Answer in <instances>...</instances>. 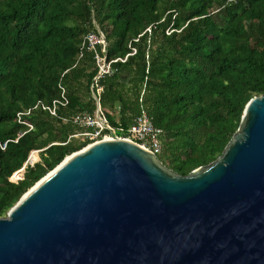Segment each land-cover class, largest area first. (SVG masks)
I'll use <instances>...</instances> for the list:
<instances>
[{"label":"trees","instance_id":"obj_1","mask_svg":"<svg viewBox=\"0 0 264 264\" xmlns=\"http://www.w3.org/2000/svg\"><path fill=\"white\" fill-rule=\"evenodd\" d=\"M91 32L104 51L88 47ZM97 55L116 60L98 81L109 123L146 112L164 133L157 157L188 175L223 152L246 103L264 94V0H0V217L92 142L73 136L86 128L70 117L96 111ZM61 86L68 103L53 115L42 105L61 100ZM28 109L29 130L17 121Z\"/></svg>","mask_w":264,"mask_h":264},{"label":"water","instance_id":"obj_2","mask_svg":"<svg viewBox=\"0 0 264 264\" xmlns=\"http://www.w3.org/2000/svg\"><path fill=\"white\" fill-rule=\"evenodd\" d=\"M0 264H264V94L188 175L124 139L67 155L0 217Z\"/></svg>","mask_w":264,"mask_h":264},{"label":"built area","instance_id":"obj_3","mask_svg":"<svg viewBox=\"0 0 264 264\" xmlns=\"http://www.w3.org/2000/svg\"><path fill=\"white\" fill-rule=\"evenodd\" d=\"M170 31L171 30H167V33H169ZM144 32L150 33V27L146 28ZM85 40L87 41L89 48L94 49L96 44H101L103 47L102 50L104 51L106 41L103 34L98 35L91 32L85 36ZM137 40L138 38L135 39V41ZM135 52L136 49L134 47H131V52L129 54L132 55ZM95 58L98 66V73L95 75L91 87L94 90V97L97 103L96 111L94 114H91L89 112H80L70 117V121L72 123L86 128L85 131L74 134L73 136L83 135L85 138H88L90 141H92L91 143H95L101 140L124 139L135 142L141 146L154 148L156 154L159 153L162 146L161 138L164 133L161 128L156 127L151 122V119L146 112L143 111L139 115H137L133 119L132 124L128 127H124L122 125L113 126L109 123L99 104V94L102 88L98 85V81L101 77L110 73V64L112 61L115 62L116 60L105 62V59L98 55L95 56ZM58 103H60L61 105H66L68 103V99L65 95V90L62 86L61 100H54L51 107L42 105V108L48 109L51 114L55 115V109ZM34 107H36V105ZM29 112L30 109L24 112L17 113V121L25 124L28 127V130L32 128V125L26 121H23L22 116L25 114H29ZM22 178L23 168L14 172L10 177V180L17 182Z\"/></svg>","mask_w":264,"mask_h":264},{"label":"rangeland","instance_id":"obj_4","mask_svg":"<svg viewBox=\"0 0 264 264\" xmlns=\"http://www.w3.org/2000/svg\"><path fill=\"white\" fill-rule=\"evenodd\" d=\"M75 138H77V140H80V141H83L85 139L83 135H78ZM31 160L34 162L39 160V152H37V150H35V157H32Z\"/></svg>","mask_w":264,"mask_h":264},{"label":"bare ground","instance_id":"obj_5","mask_svg":"<svg viewBox=\"0 0 264 264\" xmlns=\"http://www.w3.org/2000/svg\"><path fill=\"white\" fill-rule=\"evenodd\" d=\"M32 155H33V153H32Z\"/></svg>","mask_w":264,"mask_h":264}]
</instances>
